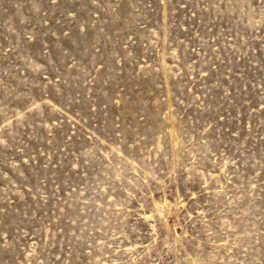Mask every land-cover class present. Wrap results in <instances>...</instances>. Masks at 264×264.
<instances>
[{
	"label": "rangeland",
	"instance_id": "obj_1",
	"mask_svg": "<svg viewBox=\"0 0 264 264\" xmlns=\"http://www.w3.org/2000/svg\"><path fill=\"white\" fill-rule=\"evenodd\" d=\"M0 264H264V0H0Z\"/></svg>",
	"mask_w": 264,
	"mask_h": 264
}]
</instances>
